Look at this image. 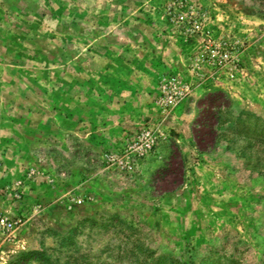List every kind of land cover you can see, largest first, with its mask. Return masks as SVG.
<instances>
[{"label":"rangeland","instance_id":"374dc122","mask_svg":"<svg viewBox=\"0 0 264 264\" xmlns=\"http://www.w3.org/2000/svg\"><path fill=\"white\" fill-rule=\"evenodd\" d=\"M264 264V0H0V264Z\"/></svg>","mask_w":264,"mask_h":264},{"label":"trees","instance_id":"16d2710c","mask_svg":"<svg viewBox=\"0 0 264 264\" xmlns=\"http://www.w3.org/2000/svg\"><path fill=\"white\" fill-rule=\"evenodd\" d=\"M139 262H141V264H142V260H140ZM144 264H146V263H144ZM148 264H179L178 262L176 263L175 262V260H173V259H169L168 261H162V260H159V261H157V262H153V263H148ZM182 264H185V263H182Z\"/></svg>","mask_w":264,"mask_h":264}]
</instances>
